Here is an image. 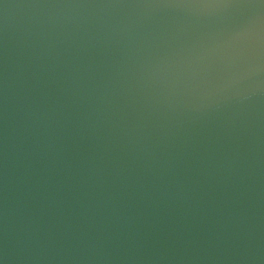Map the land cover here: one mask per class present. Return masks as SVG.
<instances>
[{"label":"water","instance_id":"95a60500","mask_svg":"<svg viewBox=\"0 0 264 264\" xmlns=\"http://www.w3.org/2000/svg\"><path fill=\"white\" fill-rule=\"evenodd\" d=\"M0 264H264V0H0Z\"/></svg>","mask_w":264,"mask_h":264}]
</instances>
